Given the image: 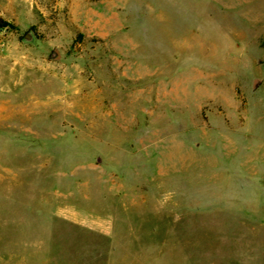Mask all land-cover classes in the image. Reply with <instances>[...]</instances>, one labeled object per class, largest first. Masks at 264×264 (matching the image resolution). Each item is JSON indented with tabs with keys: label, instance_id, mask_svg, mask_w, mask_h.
I'll return each instance as SVG.
<instances>
[{
	"label": "rangeland",
	"instance_id": "374dc122",
	"mask_svg": "<svg viewBox=\"0 0 264 264\" xmlns=\"http://www.w3.org/2000/svg\"><path fill=\"white\" fill-rule=\"evenodd\" d=\"M0 19V264H264V0Z\"/></svg>",
	"mask_w": 264,
	"mask_h": 264
},
{
	"label": "crops",
	"instance_id": "0c3cea01",
	"mask_svg": "<svg viewBox=\"0 0 264 264\" xmlns=\"http://www.w3.org/2000/svg\"><path fill=\"white\" fill-rule=\"evenodd\" d=\"M102 264H167V262H165V260L163 261H139V260H125V259H118V260H108V261H105L103 262ZM168 264H170L168 262ZM201 264V263H199Z\"/></svg>",
	"mask_w": 264,
	"mask_h": 264
},
{
	"label": "trees",
	"instance_id": "16d2710c",
	"mask_svg": "<svg viewBox=\"0 0 264 264\" xmlns=\"http://www.w3.org/2000/svg\"><path fill=\"white\" fill-rule=\"evenodd\" d=\"M10 24H8L6 21L0 19V29L9 27Z\"/></svg>",
	"mask_w": 264,
	"mask_h": 264
},
{
	"label": "water",
	"instance_id": "95a60500",
	"mask_svg": "<svg viewBox=\"0 0 264 264\" xmlns=\"http://www.w3.org/2000/svg\"><path fill=\"white\" fill-rule=\"evenodd\" d=\"M24 41H28V42H31L32 41V36L30 33H27L25 36H24Z\"/></svg>",
	"mask_w": 264,
	"mask_h": 264
}]
</instances>
